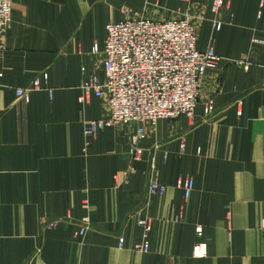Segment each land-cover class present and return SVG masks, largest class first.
<instances>
[{
    "label": "crops",
    "instance_id": "crops-1",
    "mask_svg": "<svg viewBox=\"0 0 264 264\" xmlns=\"http://www.w3.org/2000/svg\"><path fill=\"white\" fill-rule=\"evenodd\" d=\"M187 9L180 0H14L0 48V264H264V0H233L219 32L207 12L198 49L214 47L217 67L192 118L147 128L141 161L132 127L87 145L86 125L105 106L81 102L82 68L102 72L92 52L104 49L107 25L125 10L167 20ZM36 79L41 88L19 98ZM153 163L163 196L148 195ZM146 216L148 236L138 223Z\"/></svg>",
    "mask_w": 264,
    "mask_h": 264
},
{
    "label": "built area",
    "instance_id": "built-area-1",
    "mask_svg": "<svg viewBox=\"0 0 264 264\" xmlns=\"http://www.w3.org/2000/svg\"><path fill=\"white\" fill-rule=\"evenodd\" d=\"M180 1L186 3L188 9L167 20L138 16L125 10L120 21L107 25L104 49L101 51L98 44L94 45L92 55L103 56L102 72L95 67L82 68L86 78L81 86V102L95 96L104 103L105 113L87 123L84 131L87 145L107 128L132 127L131 155L138 162L144 153L140 144L147 138L149 126L161 120L194 116L207 75L216 69L220 60L214 47L205 51L198 49L199 27L208 20L207 12H210L214 30L221 31L224 25L221 14L233 0ZM13 5L14 0H0V48L12 24ZM42 77L46 80L48 75L43 73ZM40 88V80L36 79L32 87L17 90V96L28 99ZM205 108L206 119H214L216 108L211 100L205 102ZM185 151L183 143L181 152ZM150 175L149 197L165 195L167 187L159 183L154 163ZM183 191L185 198L190 199L194 191L192 179L185 181ZM83 222L80 234L89 229V219ZM138 223L148 236L151 219L141 217ZM140 250L147 253L148 242L140 246ZM196 254L202 255L198 248Z\"/></svg>",
    "mask_w": 264,
    "mask_h": 264
},
{
    "label": "rangeland",
    "instance_id": "rangeland-1",
    "mask_svg": "<svg viewBox=\"0 0 264 264\" xmlns=\"http://www.w3.org/2000/svg\"><path fill=\"white\" fill-rule=\"evenodd\" d=\"M13 18V17H12Z\"/></svg>",
    "mask_w": 264,
    "mask_h": 264
}]
</instances>
